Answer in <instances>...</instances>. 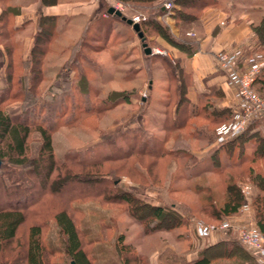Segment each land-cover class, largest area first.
I'll use <instances>...</instances> for the list:
<instances>
[{"label":"trees","instance_id":"trees-1","mask_svg":"<svg viewBox=\"0 0 264 264\" xmlns=\"http://www.w3.org/2000/svg\"><path fill=\"white\" fill-rule=\"evenodd\" d=\"M9 1L0 0V79L4 81V85L0 84V204L4 202L0 206V264H67L63 262L65 258L69 264L72 261L94 264L83 243V236L88 235L89 230H83L82 221L76 216L82 210L74 208L77 202L87 201H99L118 211L117 208H121L140 225L146 236L185 225L183 210L196 220L220 224L236 217L243 206L249 205L256 216L254 227L264 239V115L248 124L237 138L217 143L219 128L231 123L237 110L218 108L220 96L216 93L203 95L197 102L191 100L190 83L182 77L179 61L166 55L145 53L144 43L151 48H161L159 42L150 40L152 37L189 56L196 52L195 46L187 45L185 32L177 39L159 20L167 13L162 8L169 0H100V11L86 25L80 39L69 47L71 57L46 85V59L59 50L57 43L61 33L58 30L60 18L44 10L59 5L60 0H40L38 19L25 20L22 24L17 23V17L21 16L23 6ZM192 1L195 7L196 1ZM116 4L125 6L122 14L129 19L147 15V20L140 22L143 37L122 17L109 13ZM196 17L187 15L185 23L191 25ZM30 22H35V30L23 42L21 52L13 38ZM117 23L126 27L124 36L130 43L129 51L134 43L140 49L139 61L127 63L133 67L130 66L125 77L133 78L145 71L150 95L157 66L167 77L163 104L160 102L165 136L163 139L155 137L142 126L129 127L117 134L116 140L100 132V140L93 146L69 150L58 159L54 135L60 128L83 126L92 118L100 121L126 101L123 96L138 97L142 101L141 118L145 119L149 100L140 97L139 89L110 90L108 98L104 99L94 86L98 61L93 55L109 51V39ZM252 31L257 42L247 46V54L264 53V17L258 25L252 26ZM118 59L125 60L115 57V61ZM134 63L144 66L137 67ZM253 87L264 99V68ZM14 104H18L17 109L9 112L8 107ZM36 133L41 137V146L32 157L31 143ZM193 142H204L199 153L202 157L196 154ZM170 162L176 164L171 182L177 180L186 184L178 189L170 182V193L192 194L200 198L199 207L161 206L141 198L138 191L134 193L120 187L121 174L139 179L143 184L159 182L162 170L166 171V164ZM110 165L116 167L111 170ZM12 167L23 169L29 182L23 183L24 176ZM247 185L251 191L245 195L243 188ZM71 187L78 191L64 192ZM11 198L14 201H10ZM31 219L35 223H29ZM50 219L54 220L60 237L57 247H49L44 240ZM124 241V236L115 240L119 253L125 255L123 264H152ZM228 243L244 246L233 230L218 240V244ZM246 250L256 260L255 255ZM55 257L59 258L53 261ZM215 259L220 257L214 258L204 249L190 264H213Z\"/></svg>","mask_w":264,"mask_h":264},{"label":"rangeland","instance_id":"rangeland-1","mask_svg":"<svg viewBox=\"0 0 264 264\" xmlns=\"http://www.w3.org/2000/svg\"><path fill=\"white\" fill-rule=\"evenodd\" d=\"M81 31L78 32L77 36L74 34H72V36H69L71 38H68V41H70L71 43L69 47L79 40ZM27 34L20 35L19 37L16 35L17 45L21 52L22 46H24L22 42L25 41L26 36L31 35L29 34V31ZM119 34L121 35V37L119 36L118 39V43H120V45L117 50H114V52L119 53V51L125 50L128 52L130 43L126 41L123 31H121V33L119 32ZM63 37L65 38V35ZM61 39L62 33L59 42H61ZM110 44L111 43H108V45ZM121 44L123 45L121 46ZM69 47L67 48V50H56L49 54V56L47 57L45 63L46 80L44 81V85L50 83L53 80L60 68L71 57L72 53L68 50ZM155 51L157 52L159 50L155 49ZM100 56L105 58L102 59V57ZM100 56L99 54L93 55V57L98 61L96 70L97 75H95L96 79L94 80V86L98 91L100 90L99 95L101 94V98H108L106 96H108L110 90H122L131 88L142 90L141 92H139L140 97L145 98V100H149V103L145 106V119L141 118V116L143 115V112L140 111V107L143 108V106L141 105L142 101L139 100L138 97L134 98L132 96L129 99L126 96H123L126 101L120 103V105L115 109L109 111L106 116H104L100 121L96 118H92L83 126L77 125L74 127L60 128L54 135V148L58 159H61L63 155L66 154V152H68L69 150H82L86 149L89 146H93L100 140V132L106 133L110 140H116L119 138L117 134H121L122 132L129 130V127L130 129H134L142 126L143 128L145 127V129H147L149 134H153L155 135V137L163 139L165 136V130L162 128V120L164 117L161 113V110H163V103L161 102V99L164 98L163 96L165 95V93H160L159 95H157L155 92H152L150 95L149 91L147 90L148 86L147 84L145 85L147 77H145V79H138L135 76V80L137 81L128 85L123 82L124 78H126L125 75L127 74V70L130 68V66L133 67L131 63L127 64L129 63L127 59L132 58L129 53L127 55H119L120 59L125 58V60L121 62L118 59L117 61H115V63L113 61V64L109 58L108 53ZM99 58H101L100 62ZM135 65H137L138 67L142 64L136 63ZM159 71H162V69L160 67L158 69L156 68V76L157 74H159ZM162 73L164 74V71H162ZM162 83L163 85H165V82ZM0 84L4 85V81L2 79H0ZM120 97L122 100V96ZM94 99H96V97H94ZM17 105L18 104H14L12 105V107H8L9 112L17 109L15 108ZM97 127L99 128L98 130ZM203 143L204 142L192 143L196 154H198V156L200 157L202 156V154H199L201 151L200 148L204 145ZM40 146L41 137L38 133H36L33 136L31 143L32 157H35L38 154ZM89 149H91V147ZM99 152L102 153L103 150H100ZM175 166V162L167 163L165 169L166 171L162 170V175H160L162 179L160 178L159 182H157V180L156 182H149V184H143V181L139 179L133 180L127 174H121L120 187L128 191H135L134 193H137L138 191L141 198L149 200L150 202H157L161 206L166 204L173 206L182 204L186 207L187 205L195 208L199 207L201 204L200 198L193 196L192 194L170 193L169 189H171V187L169 183L171 182L172 172L175 170ZM115 167V165H110L111 170H113ZM12 168L17 170V173L20 176H24V178H21L23 183L29 182V180L25 179L26 177L24 175L25 172L23 171V169L19 167ZM171 183L173 184L174 182L172 181ZM184 185L186 184L177 183L176 180V182L174 183V188L182 189L184 188ZM76 191L78 190L72 187L64 190V192L67 194ZM10 201H14V198H11ZM3 204L4 202H2L0 206H3ZM74 208L82 210V213L77 214L76 216L77 218L81 219L82 228H84L83 230H89V232L87 230L88 235L85 234V236H83V243L86 251L90 254V257H92L94 264L110 263V261L114 260L111 259V257H113L114 251L117 252L118 257L115 254L114 255L117 258L116 260L118 261V263L123 264L125 255L123 256L119 253L120 251L118 245L115 246V240H117V238H119L120 236H124V242L126 243V245H131L133 246V248H135V253L146 256L152 264H182L181 258L189 251V245L191 243L195 242L193 243V247L196 249L195 252L197 253V257H200L201 253L204 249H206L207 246L206 243L195 240V234L197 235V233L195 231L194 221L199 220H196V218L189 216V214L187 215L185 210L181 211L183 216H185V220H187L185 225L169 232H159L160 234L152 237L146 236L142 232L140 225H138L131 217H129L127 213L122 212L121 208H117L119 209V211L114 210L115 207L105 205L99 201H87L85 203L77 202ZM250 208L252 209L253 207L250 206ZM31 220L32 222L29 223H35L33 219ZM50 221V228L48 230L46 229L44 240L47 242V245L49 244V247H57L60 237H58V231L54 227V220L50 219ZM206 222L211 223L208 221ZM29 223L24 226V231L25 228L30 225ZM251 223H253V225H256L254 208L252 210ZM116 248H118V250ZM104 257H107L106 261L101 262L100 259ZM58 258L59 257H55L53 261L58 260ZM221 260L222 259H215L213 264H222L228 262ZM66 261L67 264H69L68 259L65 258V261L63 260V262L66 263Z\"/></svg>","mask_w":264,"mask_h":264},{"label":"crops","instance_id":"crops-1","mask_svg":"<svg viewBox=\"0 0 264 264\" xmlns=\"http://www.w3.org/2000/svg\"><path fill=\"white\" fill-rule=\"evenodd\" d=\"M195 1L196 8L192 7V0L166 1L173 4V9L169 11L163 7L162 9L166 10L167 13L159 17V20L169 28L170 32L177 39H180L182 35L186 33L185 35L188 38L186 42L187 45L195 46L196 52L192 56H189L183 53V51L181 52L178 49L170 48L167 44H164V42L155 37H152L150 40L156 41L157 43L159 42L161 48L157 46L149 48H151L152 54L166 55L171 59L176 58L179 61L180 67L183 70L182 77H185L190 83L188 96L191 100L197 102L203 95L216 93L220 96V99L217 101L218 108H233L238 110L239 97L236 90L228 85L225 74L218 67L216 55L220 52L231 51L241 46L247 48V46L256 45L257 38L252 31V26L258 25L264 17V0ZM40 2V0H10L9 3L13 5L23 6V9L21 8L23 12L20 17H17L19 18L17 19V23L22 24L25 20L29 19L37 20L38 15L36 14ZM118 5L123 6L121 4H116V6ZM123 7L125 10V6ZM100 9V0H60L59 5L46 8L44 13L56 15L60 18L58 30L62 33V39L61 42H59L61 44L58 43V49H67L71 44L70 41H68V38L71 39L69 36H72V34L77 36L78 32L82 30L79 36L80 39L86 25L96 17ZM189 14L197 16L195 21L192 19L191 22L193 23L191 25L185 23V17ZM144 16L147 17V15ZM105 17L107 16L105 15ZM125 29L126 27L121 23L116 24L109 39V43H111L109 45V51H104L102 54L99 53V56L108 53L113 64V61L115 63V57H119V55L123 54L127 55L129 53L132 58L127 59V61H139L140 49L135 43L131 45L130 51L127 52L125 50L126 53L125 51H119V53L114 52L120 45V43H118L119 36L121 37L119 32L121 33V31H123L125 33ZM34 30L35 22H30L26 25L24 30L17 32L16 35L19 37L20 35L27 34L28 31L29 34H32ZM16 35L13 38V43L18 47ZM64 35L65 38L63 37ZM27 37L29 36H26V38ZM122 45L123 44H121V46ZM155 49L159 51L156 52ZM103 58L105 57H102V59ZM100 60L101 58H99V62ZM159 67L160 66H157V69ZM136 77L138 79H145L147 76L145 71H141ZM136 77L124 78L123 82H125L126 85L134 83L137 81L135 80ZM162 82H165V85H163ZM167 82L166 75L163 74L162 71H159V74L155 76L154 82L152 83V92H155L157 95L166 93ZM146 83L147 80L145 81V85ZM141 91L142 90H139V92ZM262 128H264V125ZM157 234L160 233H155L151 236L155 237ZM219 238L220 237L217 235L209 238H200L195 234V240L206 243V249L214 258L220 257V259H222L221 261H228L222 264H258L257 261L246 252L247 250L244 246L240 244L231 245L229 243L218 244ZM193 243L189 245V251L182 256V264H190L198 258ZM114 254L117 256L116 251H114ZM114 254L113 257H111V259L114 260L106 264H121L118 263ZM106 258L107 257H104L100 259V261L105 262Z\"/></svg>","mask_w":264,"mask_h":264},{"label":"built area","instance_id":"built-area-1","mask_svg":"<svg viewBox=\"0 0 264 264\" xmlns=\"http://www.w3.org/2000/svg\"><path fill=\"white\" fill-rule=\"evenodd\" d=\"M116 8L124 10L120 5ZM165 8L170 11L173 4L166 2ZM132 20L134 23H140L147 20V17L136 15ZM247 53L248 49L241 46L216 55L218 67L225 72L228 85L236 90L239 97V109L234 120L221 126L217 132L218 144L237 138L246 130L248 124L264 115V99L253 87L258 74L264 68V53L254 52L251 55ZM249 192L250 186H245L243 193L248 195ZM251 217L252 210L249 205H245L236 217L220 224L194 221L195 231L199 237L208 238L222 236L233 230L238 234L239 241L255 255L257 263L264 264V239L251 223Z\"/></svg>","mask_w":264,"mask_h":264},{"label":"water","instance_id":"water-1","mask_svg":"<svg viewBox=\"0 0 264 264\" xmlns=\"http://www.w3.org/2000/svg\"><path fill=\"white\" fill-rule=\"evenodd\" d=\"M109 13L110 14H113V15H117L119 17H122V20L123 21L127 22L128 25L132 26V28L134 29L135 32H138L139 33V37H143V34L140 33V28H141L140 24L133 23V21L131 19L123 16L122 12L116 10L115 8L109 9ZM143 47H144V50H145V53L146 54H148V55L152 54V50H151V48L148 47L147 44L144 43L143 44ZM1 166H2V161L0 159V168H1ZM72 264H75V263L72 262Z\"/></svg>","mask_w":264,"mask_h":264}]
</instances>
